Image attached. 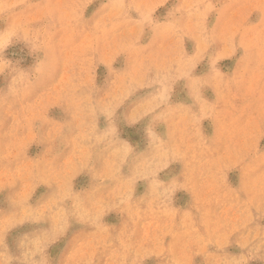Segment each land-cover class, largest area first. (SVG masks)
<instances>
[{
    "label": "rangeland",
    "instance_id": "obj_1",
    "mask_svg": "<svg viewBox=\"0 0 264 264\" xmlns=\"http://www.w3.org/2000/svg\"><path fill=\"white\" fill-rule=\"evenodd\" d=\"M0 264H264V0H0Z\"/></svg>",
    "mask_w": 264,
    "mask_h": 264
},
{
    "label": "bare ground",
    "instance_id": "obj_2",
    "mask_svg": "<svg viewBox=\"0 0 264 264\" xmlns=\"http://www.w3.org/2000/svg\"><path fill=\"white\" fill-rule=\"evenodd\" d=\"M16 144V143H15ZM58 187V186H57Z\"/></svg>",
    "mask_w": 264,
    "mask_h": 264
}]
</instances>
